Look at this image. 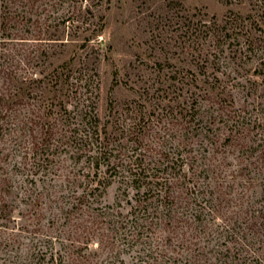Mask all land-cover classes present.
<instances>
[{
	"label": "trees",
	"instance_id": "1",
	"mask_svg": "<svg viewBox=\"0 0 264 264\" xmlns=\"http://www.w3.org/2000/svg\"><path fill=\"white\" fill-rule=\"evenodd\" d=\"M217 5L183 13L195 57H157L149 73L140 59L123 81L132 95L110 96L104 115L103 22L81 42L73 28L68 38L47 30L50 49L34 57L45 37L11 31L14 16H4L0 246L19 242L16 230L37 234L35 218L49 211L69 241L51 264H124L131 251L133 264H264V204L255 198L264 194V63L254 77L227 70L230 60L264 57V0ZM114 183L115 202L101 205Z\"/></svg>",
	"mask_w": 264,
	"mask_h": 264
},
{
	"label": "rangeland",
	"instance_id": "2",
	"mask_svg": "<svg viewBox=\"0 0 264 264\" xmlns=\"http://www.w3.org/2000/svg\"><path fill=\"white\" fill-rule=\"evenodd\" d=\"M217 3L218 0H0V55L3 33L1 22L4 21L6 14L14 16L8 22L11 31L30 28L34 33L40 31L41 37H45L35 42L38 52L33 55L34 57H43L42 50L50 49L47 43L49 39H46L50 37L49 33H46L47 30L61 27L66 31L65 38H68L67 32L73 28L78 31L73 38H80L81 42L87 27L93 29L95 25L103 22L104 32L98 37L103 42L102 55L96 62L102 79L99 111L104 115L108 112L106 110L110 96L123 99L132 95L123 81H126L129 74L134 76L137 66L134 64L140 63V59L146 61V65H140L149 73V66L154 64L157 57H195L188 40L190 31L183 13L185 9L193 10L201 6L213 11L217 9ZM68 17L71 19L64 24L62 19ZM72 25L73 27H70ZM80 51L85 53L86 50ZM91 57L95 55L92 54ZM261 58H254L239 66L230 60L227 70L236 67L242 71V67H246L248 72L244 73V77H254L252 72L255 67H261L264 63V57ZM116 70L119 71L120 81L115 90H112ZM236 95L240 97V94ZM9 174L15 181L23 180L22 174L11 172ZM257 191L255 198L263 205L264 194L260 188ZM118 193L117 183L112 184L102 196L101 205L114 203ZM21 209H24L23 204L17 202V212L14 214L19 217L18 212ZM38 220L41 221L38 223L36 218L34 220L36 225L40 226L37 234L16 230L14 233L19 242L12 240L10 246H0V264H51L53 254L57 256L59 251L64 252L68 248L69 241L66 240L65 230H62L66 228L62 217L53 218L49 211H44V215ZM49 220L53 221L50 223ZM31 227L33 228L31 225L29 229H32ZM16 228L18 229L17 226ZM34 242L38 243L37 251L41 250V254L37 256L28 250ZM135 254V251L123 254L124 264H133Z\"/></svg>",
	"mask_w": 264,
	"mask_h": 264
}]
</instances>
